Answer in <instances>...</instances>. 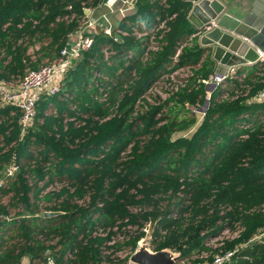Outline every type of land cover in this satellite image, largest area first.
Returning <instances> with one entry per match:
<instances>
[{"label":"trees","instance_id":"16d2710c","mask_svg":"<svg viewBox=\"0 0 264 264\" xmlns=\"http://www.w3.org/2000/svg\"><path fill=\"white\" fill-rule=\"evenodd\" d=\"M102 2L0 0V80L25 75L29 45L20 40L42 34L50 42L40 59L60 57L86 8ZM191 7L187 0H136L118 39L97 34L60 92L40 97L28 130L22 109L0 99V145L9 147H0V183L5 168L19 165L15 179L0 186V264L28 257L49 264L51 256L55 264L111 263L125 246L137 249L148 221L155 223L154 250L201 255L211 250L206 241L230 230L239 233L224 240V249L236 250L227 264H264V101L257 100L264 62L240 68L209 93L215 63L198 42ZM184 68L190 75L169 97L146 98ZM199 103L209 104L204 116L187 111ZM55 182L61 188L45 192ZM9 194L24 209L14 218L3 199ZM129 226L136 234L115 240Z\"/></svg>","mask_w":264,"mask_h":264},{"label":"water","instance_id":"95a60500","mask_svg":"<svg viewBox=\"0 0 264 264\" xmlns=\"http://www.w3.org/2000/svg\"><path fill=\"white\" fill-rule=\"evenodd\" d=\"M187 1L192 3L188 18L198 31L200 46L211 54L214 74H230L264 62V0ZM90 13L91 9L86 8V14ZM60 213L45 211L43 215ZM179 259L180 253L169 248L154 250L147 240L130 257L135 264H175Z\"/></svg>","mask_w":264,"mask_h":264},{"label":"built area","instance_id":"2783aa9c","mask_svg":"<svg viewBox=\"0 0 264 264\" xmlns=\"http://www.w3.org/2000/svg\"><path fill=\"white\" fill-rule=\"evenodd\" d=\"M120 2L121 5L118 8H115L107 0H103L100 5H104L108 11L104 14H101L100 16H97V18H95L93 13L97 7L92 8L91 13L93 14H86L82 18L78 29L69 35L70 39L68 43L61 49V56L58 60L43 63L39 65L38 68L27 69L18 86H15L14 83H12V79L10 81L0 80V99L3 103L14 104L15 106H18L20 109H22L23 115L21 118V123L24 129H26L33 121L36 114V105L40 97L45 94L56 95L59 93L61 90V80L64 78L66 71L73 65V60L78 59L83 51L89 50L92 47L94 38H91L86 33L87 30H94L97 28L99 23L103 22L106 24L104 33L114 36L115 40L118 39L115 33L120 31L117 29L120 19H123L136 10V0H120ZM113 14H117L119 16L120 19L118 22L112 19ZM75 16L76 14L59 16L56 20L71 21L75 18ZM36 23H38V21H34V24ZM5 27H7V25H5ZM73 38H75V41L72 40ZM228 76H230V74L216 75L215 77H212V82L215 84V86L211 90L213 91L216 86H218V84L225 80V78ZM206 83H208V81ZM257 100L264 101V88L259 92ZM208 106L209 104H205L201 109H197V113L204 116ZM18 170L19 165L14 163L7 168L6 172L9 176H14ZM2 185L3 182L0 183V186ZM152 224V221H148L140 228V230L145 232L147 235ZM128 228L130 229L132 227L129 226ZM238 233L239 232H237L235 236H237ZM143 240H147L150 244L149 239H147L146 236L139 242V245ZM112 243H114V241L110 242L109 244ZM223 244L224 241L219 245H216L215 249L218 250L212 249L210 252L204 253L202 256L204 261L202 262H188L186 259L180 258L175 264H227L228 262L232 261L236 250H226L223 248ZM135 251L132 250L130 252V257ZM114 261H117V259ZM52 262L53 261L50 263ZM129 262L130 264H135L131 262L130 259Z\"/></svg>","mask_w":264,"mask_h":264},{"label":"rangeland","instance_id":"374dc122","mask_svg":"<svg viewBox=\"0 0 264 264\" xmlns=\"http://www.w3.org/2000/svg\"><path fill=\"white\" fill-rule=\"evenodd\" d=\"M97 18V16H96ZM100 21V20H99ZM105 23H99L97 28L94 29V30H87L86 33L92 38H94L97 34L99 33H103L105 32ZM42 34L40 36H35V37H25V39L23 40H20L23 41L25 44L24 45H29L28 46V52H27V55L28 57L30 58V60H28V69H33L31 67V64H34L36 62H38V66L43 64V63H46V62H53L55 60H58L60 57H54L53 60L52 58L48 57L46 59H40V52H41V47L45 46V45H48L50 40L49 39H46L45 36L43 35V37H41ZM73 41H75V38L72 39ZM109 53V52H108ZM107 53V54H108ZM40 59V60H39ZM77 59H74L73 60V63L76 61ZM188 75H190V71L187 69V68H184L182 70H179L177 72H175L173 75H171L169 78L168 77H165L163 79H161V81H159L157 84H155L153 86V88H151V90L149 91V94L146 96V98L154 103L156 100V98H160V100H164L166 99L167 97H169L170 95V92L177 87L178 84L182 83V80L185 79L186 77H188ZM23 78V76H14L12 77V83H14L15 86H18L19 83H20V80ZM213 81V78L211 77L209 80H208V92H211L212 88L215 86V84L212 82ZM143 103V102H141ZM204 106V104H197L195 106H190V108H188L187 111H192V113L194 114H198L197 113V109H201L202 107ZM186 111V112H187ZM189 114V112H187ZM34 124V120L30 123V125L28 126L27 130L32 127ZM0 147H6L5 150H8L9 147H7L6 145H0ZM12 165V164H11ZM3 173V177H2V182L3 184H6V182L10 179L13 180L15 178H13L14 176H9L6 172V168L2 171ZM17 173V172H16ZM15 173V174H16ZM31 181H35L34 180V177L31 176ZM45 183L44 181L41 182V185ZM62 184L61 183H52L50 184L45 192H48L50 190H56V189H59L61 188ZM185 196V193H179L178 196L179 197H182V196ZM11 195H7V196H4V203L6 205H8L9 207V213H10V217H17L19 215L20 212H23L24 209L22 208L21 205H17L15 203H13V201L10 199ZM174 200H177V198H173L170 202H173ZM12 204V205H11ZM45 203H41L42 207L44 206ZM166 205V202L164 203V206ZM43 210V209H42ZM154 224H152V226L150 227L149 229V234L147 233V239H149V242L151 241L152 242V238H151V235L153 233V230H154ZM241 226L237 225L236 227V231L240 230ZM129 229V228H128ZM125 231V230H124ZM137 228L136 226H133L132 228L129 229V231L127 232H120V234L117 235V237H115V240L117 241H125L128 239V237L130 235H135L136 232H137ZM237 232H232V231H225V232H222V235L220 237H217L215 239H209L208 241H206L207 243V246L212 249H215L216 245H219L220 243H222L225 239H231L233 237H235ZM130 234V235H129ZM57 239H54L52 241H49L48 244H53V243H56ZM209 250V251H211ZM131 248L125 246L123 249H121L120 251L116 252L113 256L114 259H123L126 255H129L130 252H131ZM110 251H108L109 253ZM197 253V252H196ZM204 253H207V252H203L201 255L199 254H194L190 257H184V259H186L188 262H199L200 260H204V258L202 257L204 255ZM47 255H51V250L47 251L46 252ZM29 258V257H28ZM53 257L51 256L50 257V260L52 261ZM199 260V261H198ZM50 261V262H51ZM120 262V261H119ZM118 262V263H119Z\"/></svg>","mask_w":264,"mask_h":264},{"label":"crops","instance_id":"0c3cea01","mask_svg":"<svg viewBox=\"0 0 264 264\" xmlns=\"http://www.w3.org/2000/svg\"><path fill=\"white\" fill-rule=\"evenodd\" d=\"M111 5H113V7H115V8H118L120 5H121V2H120V0H107ZM108 11V9L104 6V5H100V6H98L97 8H95V11L93 12L94 13V16H95V18H96V16H100L101 14H104V13H106ZM93 13H91V14H93ZM112 19H114L115 21H119V16L116 14H113L112 15ZM121 20V19H120ZM120 22V21H119ZM256 65V64H255ZM255 65H249V66H244V67H247L248 69H253L254 68V66ZM214 67H215V65H214ZM237 70H239V69H237ZM237 70H235V72L237 71ZM235 72H232V73H230V75L231 74H233V73H235ZM223 74H225V72L223 71ZM216 76V74H214V72H213V74H212V76L211 77H215ZM209 93H211V92H209ZM119 261L117 260V261H114V262H103V263H101V264H124V263H121V262H119ZM21 264H31V261H30V259L29 258H24L23 260H22V263ZM125 264H130V262L128 261L127 263H125Z\"/></svg>","mask_w":264,"mask_h":264}]
</instances>
